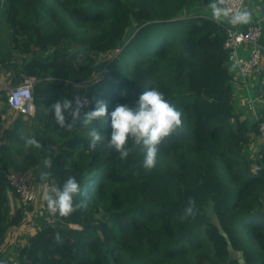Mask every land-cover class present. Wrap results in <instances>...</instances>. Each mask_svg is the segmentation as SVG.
Returning a JSON list of instances; mask_svg holds the SVG:
<instances>
[{"label":"trees","instance_id":"obj_1","mask_svg":"<svg viewBox=\"0 0 264 264\" xmlns=\"http://www.w3.org/2000/svg\"><path fill=\"white\" fill-rule=\"evenodd\" d=\"M223 2L0 0V66L32 53L20 73L39 79L34 123H0V248L26 216L4 159L7 140L27 143L24 125L53 219L0 264H264V146L248 156L263 119L235 117L227 26L200 8ZM84 80L79 107L71 87Z\"/></svg>","mask_w":264,"mask_h":264},{"label":"built area","instance_id":"obj_2","mask_svg":"<svg viewBox=\"0 0 264 264\" xmlns=\"http://www.w3.org/2000/svg\"><path fill=\"white\" fill-rule=\"evenodd\" d=\"M224 18L227 26V39L225 47L229 51V64L237 68L241 78L247 79L251 73L264 61V48L261 44L263 29L259 23L251 22L247 28L240 26L239 15L243 12L246 0H224ZM247 49V55L242 51ZM39 79L36 76L24 75L21 80L11 86L0 84V93L5 92L8 105L26 116H33L36 111L34 102V89ZM264 96V87L262 89ZM79 107H88L90 98L83 95L76 101ZM248 110L256 114L255 100L249 97L245 101ZM1 116V114H0ZM1 123V117H0ZM259 135L264 141V119L259 123ZM262 165L256 163L254 169L260 170ZM5 176L9 184L14 188L19 206L25 209V213L38 201L39 192L30 183L27 177L17 171L8 170ZM73 228H80L77 223H71Z\"/></svg>","mask_w":264,"mask_h":264},{"label":"rangeland","instance_id":"obj_3","mask_svg":"<svg viewBox=\"0 0 264 264\" xmlns=\"http://www.w3.org/2000/svg\"><path fill=\"white\" fill-rule=\"evenodd\" d=\"M200 8L201 10H203V13L205 14L208 13L216 17H221L220 10L216 8L215 5L213 6L202 5ZM194 9H196V7H187L184 10V15H195L198 12L195 11ZM10 38H11V28L9 24L6 22L5 15H3L0 8V49L2 52H8L11 49ZM112 54L113 52H108L100 55L99 61L102 63L103 61L108 59ZM31 56L32 53H28V54L25 53L21 55L20 53L16 52L14 54V58L11 61H9L6 65H1L0 75L3 76L4 79L2 80L3 82L0 84L8 85V86L16 84L15 82L19 81L18 80L20 79L19 77L21 78L23 77L22 72L20 73L21 67L27 63L28 59ZM230 70L234 71V67L230 66ZM71 89L74 95V100L76 102L77 99H79L81 96L87 95V92L89 90V83L87 80L80 81L78 83H73ZM4 95H5L4 92L0 93V100H2V97ZM163 112H165V107H157L151 109V113L153 117ZM22 133L26 135L27 143L23 147L20 146L19 144H15V145L13 144L12 146V141L7 140L11 148L9 151H6L4 159L7 161V163L11 164L13 170L24 174L32 185L36 184V182L39 180L41 181V184H45V186L42 187L41 194L39 193L37 203L30 207L28 213L26 212L25 225L26 227L28 225L27 229H25L22 232V234L21 232H18V230L16 231V233H20L19 237L22 235V237L24 238L29 236L28 234L36 230V228L44 226L45 224L53 221V219L48 215V211H47L48 202L46 200V195L50 188V184L47 178L45 177L47 165L44 164L45 160L41 159L40 155H38L37 152L33 150V145L35 144L34 143L35 140H33V138H30V136L32 135V129L28 127L27 129H23ZM18 146H20L21 148H19ZM1 155L2 154L0 152V156ZM13 195L14 194L11 191L10 196ZM207 212L215 222L218 221L212 211L211 203L207 207ZM28 218L29 219L32 218V220H28ZM16 229L17 228H14L11 232H9L5 240V243L0 248V254L6 257H10V258L14 257L19 246L22 245V241L16 238L17 234H14V231ZM238 255H240V253L236 251H232V256H238Z\"/></svg>","mask_w":264,"mask_h":264},{"label":"crops","instance_id":"obj_4","mask_svg":"<svg viewBox=\"0 0 264 264\" xmlns=\"http://www.w3.org/2000/svg\"><path fill=\"white\" fill-rule=\"evenodd\" d=\"M220 13H221V18H224V9H220ZM239 19H240L241 27L248 26L251 22H256L261 25L263 29L261 44L264 48V0H246L245 8L243 12L239 15ZM242 53L243 55H247L248 53L247 49H244ZM231 72L234 75L233 90H234L235 117L236 118L239 117L240 119H248L250 123L256 120L264 119V96L262 95V92H261L264 87V61L258 66L257 69L254 70L253 73L249 75L247 79L241 78L238 73L237 68L235 67H234V71H231ZM3 79H4L3 76L0 75V83L3 82L2 81ZM18 80L20 81L21 79H18ZM19 81H16L15 83H18ZM249 97H252L255 100L256 114H253L252 112H250L245 105V101ZM0 114H1V124L3 125V128L13 127L15 125L17 118H19V115H20V113L12 109L8 105L7 101L3 100V98L2 100H0ZM22 116L25 119V122H27V124L34 123V118L32 116H26L23 114ZM28 127L29 125H24L21 129L22 130L27 129ZM33 132L34 131L32 129V133ZM262 146H264V141L261 139L260 135L258 134L255 137L254 142L251 144L249 148L248 156L250 158L255 159ZM10 169H13V168L10 167ZM34 186L37 189V191L41 194L42 187H44L45 184H41V181L39 180L36 182V184H34ZM10 200H11V206L13 210H15L17 207H20L18 200H17V196L15 195L10 196ZM25 219L26 217L24 218V221L20 226L14 227V228H17L14 231V234H17V236L16 235L15 236L18 240L22 241V245L26 242L27 237L23 238L22 235L19 237L20 233H16V231L18 230V232H21L22 234V232L25 229H27L28 225L26 227ZM28 220H32V218L31 219L28 218ZM35 231L36 230L30 232L28 235L34 234Z\"/></svg>","mask_w":264,"mask_h":264},{"label":"water","instance_id":"obj_5","mask_svg":"<svg viewBox=\"0 0 264 264\" xmlns=\"http://www.w3.org/2000/svg\"><path fill=\"white\" fill-rule=\"evenodd\" d=\"M221 232H222V233H224V235H226V236H227V234H226L225 232H223V230H221ZM227 239H228V237H227Z\"/></svg>","mask_w":264,"mask_h":264}]
</instances>
